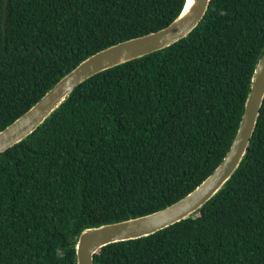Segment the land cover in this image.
I'll return each instance as SVG.
<instances>
[{
	"label": "trees",
	"instance_id": "obj_1",
	"mask_svg": "<svg viewBox=\"0 0 264 264\" xmlns=\"http://www.w3.org/2000/svg\"><path fill=\"white\" fill-rule=\"evenodd\" d=\"M0 0V130L89 55L156 31L184 0ZM5 21L3 23V18ZM264 47V0H210L160 50L100 71L0 153V264H76L90 226L178 200L219 164ZM93 264H264V99L247 152L191 216Z\"/></svg>",
	"mask_w": 264,
	"mask_h": 264
},
{
	"label": "water",
	"instance_id": "obj_2",
	"mask_svg": "<svg viewBox=\"0 0 264 264\" xmlns=\"http://www.w3.org/2000/svg\"><path fill=\"white\" fill-rule=\"evenodd\" d=\"M210 0H184L178 15L166 26L107 46L80 61L49 88L30 108L0 130V153L26 138L48 118L72 90L92 75L167 47L187 36L202 20ZM8 0L4 5L6 12ZM5 16L3 18V23ZM264 99V47L258 56L240 120L228 150L194 189L156 211L128 219L90 226L75 244L76 264H93L106 244L140 238L187 218L201 208L230 179L247 152Z\"/></svg>",
	"mask_w": 264,
	"mask_h": 264
}]
</instances>
